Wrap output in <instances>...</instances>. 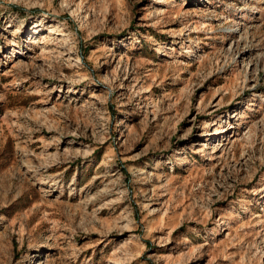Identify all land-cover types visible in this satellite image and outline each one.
Listing matches in <instances>:
<instances>
[{
    "label": "rangeland",
    "instance_id": "374dc122",
    "mask_svg": "<svg viewBox=\"0 0 264 264\" xmlns=\"http://www.w3.org/2000/svg\"><path fill=\"white\" fill-rule=\"evenodd\" d=\"M0 264H264V0H0Z\"/></svg>",
    "mask_w": 264,
    "mask_h": 264
}]
</instances>
